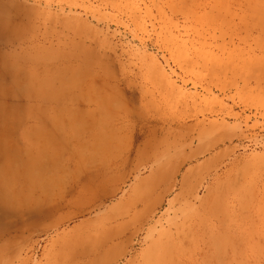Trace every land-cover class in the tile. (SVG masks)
<instances>
[{"label": "rangeland", "instance_id": "374dc122", "mask_svg": "<svg viewBox=\"0 0 264 264\" xmlns=\"http://www.w3.org/2000/svg\"><path fill=\"white\" fill-rule=\"evenodd\" d=\"M0 264H264V0H0Z\"/></svg>", "mask_w": 264, "mask_h": 264}]
</instances>
